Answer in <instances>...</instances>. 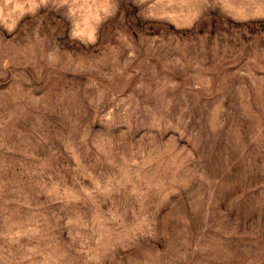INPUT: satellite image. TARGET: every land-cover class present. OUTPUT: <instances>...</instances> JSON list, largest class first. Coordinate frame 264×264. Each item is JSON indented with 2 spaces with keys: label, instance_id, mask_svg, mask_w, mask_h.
<instances>
[{
  "label": "rangeland",
  "instance_id": "374dc122",
  "mask_svg": "<svg viewBox=\"0 0 264 264\" xmlns=\"http://www.w3.org/2000/svg\"><path fill=\"white\" fill-rule=\"evenodd\" d=\"M0 264H264V0H0Z\"/></svg>",
  "mask_w": 264,
  "mask_h": 264
}]
</instances>
